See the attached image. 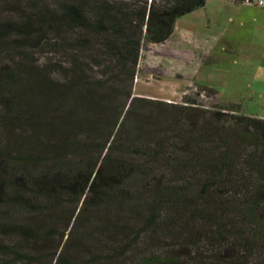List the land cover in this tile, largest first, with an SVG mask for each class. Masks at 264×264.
Masks as SVG:
<instances>
[{"label": "trees", "instance_id": "1", "mask_svg": "<svg viewBox=\"0 0 264 264\" xmlns=\"http://www.w3.org/2000/svg\"><path fill=\"white\" fill-rule=\"evenodd\" d=\"M205 3L0 0V264H264V118L132 92Z\"/></svg>", "mask_w": 264, "mask_h": 264}, {"label": "rangeland", "instance_id": "2", "mask_svg": "<svg viewBox=\"0 0 264 264\" xmlns=\"http://www.w3.org/2000/svg\"><path fill=\"white\" fill-rule=\"evenodd\" d=\"M237 8L230 26L236 11L218 10L209 21L201 7L179 18L181 29L164 43H143L133 95L171 103L191 98L205 108L238 103L245 114L264 118V8Z\"/></svg>", "mask_w": 264, "mask_h": 264}, {"label": "crops", "instance_id": "3", "mask_svg": "<svg viewBox=\"0 0 264 264\" xmlns=\"http://www.w3.org/2000/svg\"><path fill=\"white\" fill-rule=\"evenodd\" d=\"M209 5H210V7H209ZM237 5L240 6L241 4L232 2L230 0H210V1L206 0L204 7L206 10V14H207L206 16L209 19V21H211L210 15L213 17V19H214V17H217V11L218 10L227 11V12L236 11V12H234V13H236L234 16L232 15V13L229 14L227 21L229 22L228 26H230L232 23L235 22V20L237 19L238 15H239V12H237V11H239L237 8ZM208 8L211 9V13H209L207 11ZM180 29L181 28H178L177 26L175 27L176 32L179 31ZM208 86H209V84H208ZM209 87H212V86H209ZM212 88H214V87H212ZM242 111H243V109H242Z\"/></svg>", "mask_w": 264, "mask_h": 264}, {"label": "built area", "instance_id": "4", "mask_svg": "<svg viewBox=\"0 0 264 264\" xmlns=\"http://www.w3.org/2000/svg\"><path fill=\"white\" fill-rule=\"evenodd\" d=\"M232 2H238V3H246L250 4L252 6L264 8V0H230Z\"/></svg>", "mask_w": 264, "mask_h": 264}]
</instances>
